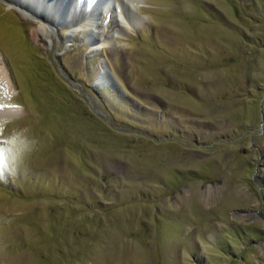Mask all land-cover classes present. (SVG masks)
Here are the masks:
<instances>
[{"label": "rangeland", "instance_id": "1", "mask_svg": "<svg viewBox=\"0 0 264 264\" xmlns=\"http://www.w3.org/2000/svg\"><path fill=\"white\" fill-rule=\"evenodd\" d=\"M54 1L0 0V264H264V0Z\"/></svg>", "mask_w": 264, "mask_h": 264}, {"label": "bare ground", "instance_id": "2", "mask_svg": "<svg viewBox=\"0 0 264 264\" xmlns=\"http://www.w3.org/2000/svg\"><path fill=\"white\" fill-rule=\"evenodd\" d=\"M15 1H17L16 3H18L19 6L28 8V9L32 8L34 5H38L42 7L46 4L45 0H15ZM74 1H76V3ZM77 1L78 0H71V2L69 1L68 3H66V0H55L54 1V5H55L54 11H56L58 15H60V17L64 15L65 18L68 20L69 18H71L70 17L71 13L75 11L76 4L83 6V8H85L86 6H90V5L93 8H96L98 6L97 5L98 2H101L100 0H94L97 3L95 5V4L89 3L92 0L91 1L88 0L89 1L88 3H85L84 0H81L79 2ZM115 1L117 2L118 6H121L124 8L126 6L125 5L126 2L129 3L128 1L133 2L134 0H115ZM128 19L133 20V17L130 19V16H129ZM44 20L45 21L42 23V30L43 32H48L51 22L49 21V19H44ZM53 21H55V19H53ZM133 22H134L133 26H137L140 21L133 20ZM72 23L77 27L84 28L85 30L87 29L88 26L90 27L95 26L94 22L90 19V17H88V13H86V10L82 11L79 15V18H77V20H75L74 22L72 21ZM117 26L120 27L119 28L120 30L126 29L121 24H117ZM0 64H1L0 65V117H16L18 115V111L14 108H9L5 106V103H7L12 96V93L14 91V84L4 64V61L1 59V57H0Z\"/></svg>", "mask_w": 264, "mask_h": 264}]
</instances>
